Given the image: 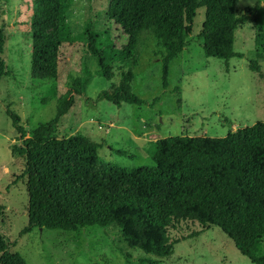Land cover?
I'll use <instances>...</instances> for the list:
<instances>
[{"label": "trees", "instance_id": "obj_1", "mask_svg": "<svg viewBox=\"0 0 264 264\" xmlns=\"http://www.w3.org/2000/svg\"><path fill=\"white\" fill-rule=\"evenodd\" d=\"M75 0H33L31 17V74L39 80L58 76L61 50L83 45L86 67L73 77L75 87L58 100L56 117L31 137L20 116L6 108L17 133L15 154L23 170L14 183L25 182L28 225L35 229L79 232L98 226L115 229L131 249L158 259L170 257L174 243L168 234L175 224L197 221L218 227L254 264H264V123L229 132L225 137L174 136L158 139L150 152L154 166L127 169L105 162L100 145L84 135L54 137L53 128L72 108L75 96L85 95L95 76L119 84L103 91L97 101L147 106L132 89L138 67L140 38L153 36L163 47L162 84L169 86L171 63L187 47L199 9L205 23L197 38L207 57L226 64L243 58L234 51L235 30L252 17L255 44L264 57V31L258 30V7L238 16V0H106L105 7L83 31L74 35L66 13ZM6 38L0 29V80L8 76L3 58ZM251 70L260 73L254 62ZM155 99V101H157ZM149 106H153L150 104ZM124 155V153H120ZM130 157H132L130 155ZM134 158V157H133ZM3 207L0 206V214ZM157 261L140 260V264ZM0 264H28L0 233Z\"/></svg>", "mask_w": 264, "mask_h": 264}, {"label": "rangeland", "instance_id": "obj_2", "mask_svg": "<svg viewBox=\"0 0 264 264\" xmlns=\"http://www.w3.org/2000/svg\"><path fill=\"white\" fill-rule=\"evenodd\" d=\"M105 4L106 0H75L66 13L72 33L80 34ZM32 7L33 0H0V29L6 38L3 58L9 71L0 80V233L11 249L28 264H140V260L157 264H254L218 227L197 221L180 222L168 230L174 247L173 254L165 259L129 248L111 228L94 226L79 232L35 229L21 235L28 225L29 198L26 183H14L24 160L13 151L17 133L6 108L20 116L31 137L38 127L56 117L58 100L75 87L73 77L81 76L86 67L97 69L95 62L86 59L84 46L73 44L61 50L55 80L33 78ZM254 7L259 9L258 30L264 31V0H238L237 15ZM204 23L205 9H199L186 50L170 65L166 90L162 84L164 47L149 34L141 36L132 89L148 102L147 106L123 104L118 108L108 101H97L101 92L118 86L119 73L115 70L112 81L95 76L86 94L76 95L72 108L54 126L53 136L82 134L100 145L98 153L105 162L137 170L154 166L150 152L158 139L221 138L264 123V57L256 56L262 51L255 44L254 19L235 30L234 51L243 58H233L228 64L205 55L197 38ZM254 62L260 66V73L251 70Z\"/></svg>", "mask_w": 264, "mask_h": 264}]
</instances>
